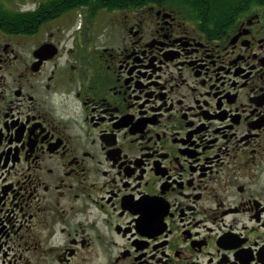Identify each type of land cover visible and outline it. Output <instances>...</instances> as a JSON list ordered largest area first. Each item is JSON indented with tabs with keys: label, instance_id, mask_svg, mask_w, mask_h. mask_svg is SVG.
Masks as SVG:
<instances>
[{
	"label": "flooded vegetation",
	"instance_id": "af4514ba",
	"mask_svg": "<svg viewBox=\"0 0 264 264\" xmlns=\"http://www.w3.org/2000/svg\"><path fill=\"white\" fill-rule=\"evenodd\" d=\"M0 264H264V0H0Z\"/></svg>",
	"mask_w": 264,
	"mask_h": 264
}]
</instances>
